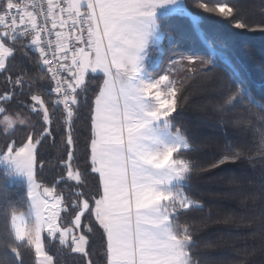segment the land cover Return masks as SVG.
I'll return each mask as SVG.
<instances>
[{
	"label": "snow or ice",
	"instance_id": "snow-or-ice-1",
	"mask_svg": "<svg viewBox=\"0 0 264 264\" xmlns=\"http://www.w3.org/2000/svg\"><path fill=\"white\" fill-rule=\"evenodd\" d=\"M203 13L234 18L228 0H32L25 4L20 0H0V74L9 73L4 79L10 86L0 93V105L8 102L0 106V136L5 138L0 162L6 164L5 177L25 178L28 211L17 213L13 193L6 184L0 185V203L13 209L8 213L10 239L34 249L37 264H54L42 234L85 257V264H97L89 252L90 237L97 228L105 242L103 264H194L195 220L181 223L179 217L189 210H204L203 203L185 192L192 176L204 169L198 168L196 159L182 157L193 151L208 152L209 148L194 147L185 126L174 122L179 114L177 96L183 94L187 80L181 79L178 88L171 70L184 64L191 78L222 67L229 77L228 84L215 82L211 75L202 79L201 87L209 103L222 109L225 105L235 107L248 98L264 121V104L249 96L247 77L230 50L204 30ZM177 17L190 24L209 59L177 54L168 58L164 74L151 76L150 48H159L158 59L162 61V40L165 36L172 39L166 25ZM234 27L243 29L245 23L237 21ZM81 31L87 35H80ZM21 40L28 41L21 47L38 57L39 70L47 76L43 95L54 96L48 103L54 110L62 108L65 114L66 159L59 166L66 169V176L54 178L51 187L37 180V169L45 166L39 147L45 139L55 141L43 95L30 97V111L42 112V130L37 132L33 127V131L17 138L14 131L25 126V121L9 114L17 90L24 95L27 84L28 91H32L23 69L10 72L13 66L9 60L15 57L16 42ZM97 71L103 78L91 86L86 77ZM162 88L167 89L171 99L163 98ZM81 107L88 109L89 134L84 153L77 157L78 141L72 125ZM233 126L242 130V120L237 118ZM243 158V150L233 151L212 163L209 170ZM81 159L87 168L74 170V162L78 169ZM89 174L96 177L94 191L84 179ZM65 180L76 185L68 198L56 191V185ZM260 193V197L248 193L241 203L264 199V168ZM73 196L75 199L70 198ZM223 223L255 227L264 250V206L259 216L232 212ZM257 234L252 232V238ZM7 251L15 257L16 264H23L16 247ZM255 252L254 248L247 254Z\"/></svg>",
	"mask_w": 264,
	"mask_h": 264
},
{
	"label": "trees",
	"instance_id": "trees-1",
	"mask_svg": "<svg viewBox=\"0 0 264 264\" xmlns=\"http://www.w3.org/2000/svg\"><path fill=\"white\" fill-rule=\"evenodd\" d=\"M233 6L234 18L221 19L218 15L203 13L204 30L219 44L228 48L239 70L247 77L249 96L258 104H264V0H228ZM245 23V28L234 27L236 22ZM166 30L172 36L171 41L165 36L161 46L165 52L162 61L149 69V73L157 76L161 74L168 58L183 54L185 56L196 55L209 59L207 49L192 31L190 24L183 18H171L166 25ZM21 41L16 42L15 57L10 58L9 64L13 67L10 72H18L23 69L26 80L32 86L29 92L25 85L24 95L17 94L11 101L9 114H15L27 120V125L15 129L14 136L22 138L33 131L42 130V112L30 111L32 94H44L48 80L38 67L34 53L21 47ZM199 68L200 66L197 65ZM0 74V93L10 88L5 84V76ZM43 75V79L40 77ZM205 75H211L213 80L221 85L229 82V77L222 67H217L210 73H201L199 76L188 78L186 72L177 80H187L182 89V95L178 93V115L175 123L183 124L188 135L192 138L190 143L196 148L208 147V152L193 151L182 158H193L198 161L197 171L191 181L185 186V192L191 198L197 199L205 205L203 211L189 210L179 217L181 223L186 219L195 220L192 230L196 233L197 246L192 250L194 264H264V250H261V236L255 227H244L238 224L226 225L223 223L225 216L235 212L238 215L255 214L264 206V199L245 200L242 197L248 193H260L261 169L264 168V121H261L260 110L245 98L241 104L235 107L225 105L224 108L214 107L209 103V96L201 87ZM86 79L91 86L99 83L102 76L89 72ZM187 97V99H184ZM46 105L49 107L50 127L53 129L55 141L45 139L39 147V156L44 160L45 166L38 168L37 180L45 186H52L53 179L59 180L66 176V169L59 166V162L66 159V146L63 141L66 136L63 129L64 112L62 108L53 109L48 103L52 97L43 95ZM91 100V96L89 98ZM8 102L4 105L7 106ZM23 105H29L24 107ZM237 118L242 120L243 128L238 131L233 126ZM88 109L81 107L79 114L74 116V138L78 141L75 146L77 157H80L86 147L89 134ZM11 137H9L10 139ZM4 137L0 136V147H3ZM244 151V158L238 161L228 160L215 169H210L212 163H217L223 156H230L233 151ZM74 169L85 170L87 164L79 160V168L74 162ZM4 169L0 167V185H7L13 193L15 210L24 212L28 208L25 199L26 185L22 181L11 180L3 175ZM86 183L95 190L96 177L87 175ZM76 188L72 182L65 180L56 185L57 193L67 197L69 191ZM75 199V197H70ZM13 209L5 203H0V264H16L15 257L7 251V248L16 247L20 253L23 264H36L34 250L27 244L13 242L9 235L8 213ZM257 232L255 239L251 233ZM45 250L54 257V264H85L86 258L79 254H73L68 246H61L58 241L44 240ZM211 245V246H209ZM256 249L252 255L248 251ZM105 250L104 238L101 230L97 228L90 237L89 252L97 264H103Z\"/></svg>",
	"mask_w": 264,
	"mask_h": 264
},
{
	"label": "rangeland",
	"instance_id": "rangeland-1",
	"mask_svg": "<svg viewBox=\"0 0 264 264\" xmlns=\"http://www.w3.org/2000/svg\"><path fill=\"white\" fill-rule=\"evenodd\" d=\"M161 47H162V46H161ZM158 57H159V48H157V47L150 48V59H149V61H148V71H149V69H151V68H153V67H155V66L158 65V62H159ZM167 67H168V64L166 65L165 69H167ZM165 69H164V70H165ZM171 71H172V73H173V75H172L171 78H173V79H175V80L177 81V80L183 75V73L187 71V66L184 65V64H180V65H177V66H176L174 69H172ZM96 73H98V74H100V75L102 76V73H101L100 71H97ZM93 74H94V73H93ZM162 74H164V71H163L161 74H159V75H162ZM149 75L154 76V75H152V74H150V73H149ZM159 75L154 76V77H157V78H158ZM102 78H103V76H102ZM161 91H162V93L164 94L163 98L171 99V97L168 96V94H167V89L162 88ZM18 118L24 120V121H25V125H27L28 122H27V120H26L25 118H22V117H18ZM0 167L3 168V169H5L6 164H5L4 162H0ZM74 170H76V169H74ZM10 179H11V180L22 181V182H24L25 185H26V180H25V178H24L23 176H20V175H13V176L10 177ZM27 211H28V208H27L26 211H24V213H26ZM20 213H21V212H20ZM18 214H19V213H18ZM65 226H69V225H65ZM46 238H47L46 234H42V241H43V243H44V240H45ZM47 239H48V238H47ZM48 240H49V239H48ZM49 241H53V240H49ZM44 246H45V243H44ZM33 250H34V249H33ZM36 264H37V261H36Z\"/></svg>",
	"mask_w": 264,
	"mask_h": 264
},
{
	"label": "built area",
	"instance_id": "built-area-1",
	"mask_svg": "<svg viewBox=\"0 0 264 264\" xmlns=\"http://www.w3.org/2000/svg\"><path fill=\"white\" fill-rule=\"evenodd\" d=\"M14 2H16V0H14ZM31 2H32V0H20V3H21V4L31 3ZM40 2H45V3H46V0H37V3H40ZM28 10L31 11L30 8H29ZM80 35H82V36H86L87 33H86V31H81V32H80ZM21 42H22L23 44H26L28 41H27V40H21ZM50 62H51L53 65H55V61H54V60H50ZM52 99H55V97L53 96Z\"/></svg>",
	"mask_w": 264,
	"mask_h": 264
}]
</instances>
